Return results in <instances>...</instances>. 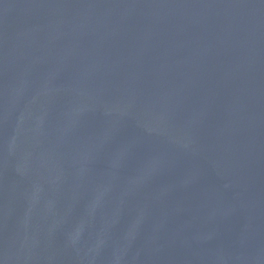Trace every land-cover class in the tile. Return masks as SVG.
I'll use <instances>...</instances> for the list:
<instances>
[{
    "label": "water",
    "instance_id": "1",
    "mask_svg": "<svg viewBox=\"0 0 264 264\" xmlns=\"http://www.w3.org/2000/svg\"><path fill=\"white\" fill-rule=\"evenodd\" d=\"M0 264H264V0H0Z\"/></svg>",
    "mask_w": 264,
    "mask_h": 264
}]
</instances>
